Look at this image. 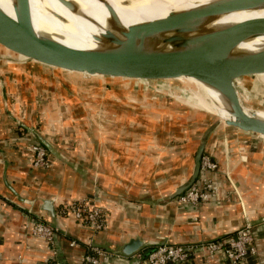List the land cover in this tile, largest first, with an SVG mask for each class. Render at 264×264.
<instances>
[{
	"label": "crops",
	"instance_id": "obj_1",
	"mask_svg": "<svg viewBox=\"0 0 264 264\" xmlns=\"http://www.w3.org/2000/svg\"><path fill=\"white\" fill-rule=\"evenodd\" d=\"M17 1L35 4V0ZM154 22L160 23V19L147 23ZM167 31L172 35L171 30ZM41 69L0 61V264L50 262L48 244L30 234L33 222L58 226L53 249L61 264H82L88 245L113 252L100 264H143L156 242L202 244L264 218V140L217 126L204 148V155L217 165V170L198 177L216 187V196L198 206L181 204L171 195L189 180L193 161L188 153L180 160L179 131L169 127L168 131L177 135H166L163 126L170 122L172 127L173 118L180 113L196 114L186 109L189 105L199 106V100L178 102L182 112L175 113L171 120L162 119L161 107L129 106L153 119H121L119 124L112 123L120 129L110 124L101 132L96 130L94 120L81 117L74 121L86 134L83 131L71 147L70 126L64 115L37 102L43 97L42 90L56 88L51 86V75L58 77ZM260 75L264 79V74ZM38 113L42 115L38 117ZM37 139L51 149L48 170L33 166L31 148ZM47 200L53 203L56 213L67 202L92 203L104 212L106 227L94 232L71 216L57 215L52 220L43 207ZM260 225L252 229L256 253L244 264H264V227ZM132 239L144 245L140 257L116 255ZM181 264H225V260L220 254L209 257L197 248Z\"/></svg>",
	"mask_w": 264,
	"mask_h": 264
},
{
	"label": "water",
	"instance_id": "obj_2",
	"mask_svg": "<svg viewBox=\"0 0 264 264\" xmlns=\"http://www.w3.org/2000/svg\"><path fill=\"white\" fill-rule=\"evenodd\" d=\"M257 3L264 5V0H214L191 8L189 11L172 13L170 18L174 20L180 17L193 21L207 13L247 10ZM19 10H24V7H20ZM108 10L112 14L109 7ZM111 16L109 26L113 35L110 34L108 38L112 40L110 42L114 45L112 48L77 50L43 38L38 46L29 50L17 43L18 39L14 37V34L3 33L5 38L0 37V61L7 64H32L35 68H42L41 70L58 76L51 75L52 87L61 88L66 84L71 86L72 91L85 82L101 83L100 81L105 82V79L134 81L141 86V83H159L188 78L215 90L230 118L227 120L219 118L222 124H212L202 133L194 155L190 178L173 192L172 198L182 196L198 179L206 140L217 126L233 128L245 134L264 138V118L255 113L259 110H249L243 106L238 91L240 87L241 90L245 89L242 84H239L244 77H259L258 75L264 74V46L255 51L242 50L240 47L244 41L264 37V21L253 22L249 26L240 25L224 31L220 30L212 36L189 39L179 44L175 43L172 47H160L154 41L160 39L156 35L160 34L161 29L163 32L167 30L163 27V23H158L154 29L136 25L127 30L123 28L116 16L113 14ZM11 23L12 21L0 11V28L5 30ZM27 37L22 34L20 38L26 42L28 40L30 44L34 43L30 37L28 39ZM149 40L152 43H148ZM64 80H67V83ZM63 89L65 91L68 88L63 87ZM154 90H156L155 87ZM200 92L203 93L201 90ZM200 98L198 97L197 100ZM41 144L46 150L51 151L46 143L41 141ZM43 207L49 212L51 219L55 220L57 213L53 203L47 200ZM263 223L264 218L260 222L247 225L257 226ZM46 224L59 231L57 225L49 222ZM163 245L168 244L156 242L152 244V247ZM95 247L102 249L99 246ZM143 247L141 240L132 239L116 255L131 258ZM106 252L113 253L110 250Z\"/></svg>",
	"mask_w": 264,
	"mask_h": 264
},
{
	"label": "bare ground",
	"instance_id": "obj_3",
	"mask_svg": "<svg viewBox=\"0 0 264 264\" xmlns=\"http://www.w3.org/2000/svg\"><path fill=\"white\" fill-rule=\"evenodd\" d=\"M185 1L187 0H60L58 3L48 4L44 0H35V4H31L17 0H0V11L12 21L5 30L0 28V37H4L3 33L14 34L18 39L17 43L29 50L38 46L43 38L77 50L98 48L104 50L114 47L110 43L112 40L108 38L110 34L113 35L109 26L113 14L127 30L136 25L154 29L158 22H147L160 19V23L163 22V27L171 30L172 35H169L167 30L163 32L161 29L160 34L156 35L160 39L155 40L154 43L160 47H172L175 43L179 44L189 39L212 36L220 30L264 21V5L257 3L247 10L207 13L202 32L185 18L178 17L172 20L168 17L172 13H179L175 8ZM195 4L200 6L206 3L195 0ZM20 7H24V10L18 11ZM22 34L30 37L34 43L30 44L28 40L26 42L20 38ZM256 39L244 41L240 47L242 50L255 51ZM148 43L152 42L149 40ZM185 80L197 86L206 98L204 101L199 96V106L196 108L189 105L190 107L223 120L230 118L215 90L195 80L189 78ZM255 113L264 118L263 114L257 111Z\"/></svg>",
	"mask_w": 264,
	"mask_h": 264
},
{
	"label": "rangeland",
	"instance_id": "obj_4",
	"mask_svg": "<svg viewBox=\"0 0 264 264\" xmlns=\"http://www.w3.org/2000/svg\"><path fill=\"white\" fill-rule=\"evenodd\" d=\"M44 1L48 4H50L51 2H60V0ZM202 1H204L205 3L210 2V0ZM194 7H197V5L195 4V0H187L175 9L177 10V12H184L189 11ZM204 20L205 15L189 22L194 24V26L199 31L203 32L204 29L202 25L204 23ZM256 42V50H258L259 48L264 46V37L257 38ZM258 76L259 77L248 76L241 79L239 84H242L245 89L241 90V87L238 85L240 87L238 91L242 104L245 108L249 110H259L264 112V79L260 78L261 75ZM100 82L101 83L85 82L82 86L75 87V92L71 90V86H68L66 84L61 86V88H68L65 91L58 89V87H56L54 91L50 89H44L41 91L44 93H42L43 97H40L42 99L37 100L39 105H43L44 107L46 106L48 108L51 107L53 110L56 109V111H60V113L66 116L62 117L64 118L65 123L67 122V126H70L68 127L69 130H67L72 139L71 141H69V145L71 147H74V142L79 141V138L83 136L84 133L86 134L84 128H82L83 130H79L74 121L77 119L79 120L81 117H85L89 120H94V123L97 126L95 127L96 130H99L101 132L109 129L108 126H110V124L112 123L119 124V120L121 119H139L142 121H149L153 119L149 116L140 114V112L132 111L129 106H137L138 104H140L141 106L155 105L163 109L162 113L164 114V116L162 117V119L166 118L171 120V118L176 115L175 113L182 112L180 111L181 109L178 108V102L197 103V98L199 96L202 97L204 101H206L203 93H201L200 90L192 83L186 80H171L159 83H141V86H139L140 83L137 84L134 83V81H124L117 79H105V82ZM154 87L156 88V90H154ZM52 91L53 94L51 95ZM46 92L48 94H45ZM191 108L192 107L186 110L189 112H195L196 114L180 113V115H178L176 119L173 118L174 122L172 123L174 125L172 127L170 126V122L164 123L163 126V133L166 135L169 132V134L172 136L177 135V133L175 134L170 130L168 131L169 127L179 131L178 151L181 161L183 159L182 154L185 153H188L189 160L193 161L202 133L208 129V126L212 124H222L219 117L211 115L209 113H203L201 111L199 112L198 110H193ZM5 112L6 115H9V111ZM39 114L40 113H38V117ZM86 127L87 130H93L92 127ZM113 127H115V129H120L115 125H113ZM135 131L138 132L137 129H135ZM106 136L111 138L109 135ZM186 136L189 137L188 141L186 140ZM38 140L39 139L35 141V144L41 145L46 150V148ZM259 140H264V138H259ZM46 152L48 157L50 152L48 150H46ZM48 162V167L37 169L48 170L50 168L49 159ZM92 206L95 207L94 204H92ZM102 215L105 228V215L103 211ZM103 230L104 229H102L101 231Z\"/></svg>",
	"mask_w": 264,
	"mask_h": 264
},
{
	"label": "built area",
	"instance_id": "obj_5",
	"mask_svg": "<svg viewBox=\"0 0 264 264\" xmlns=\"http://www.w3.org/2000/svg\"><path fill=\"white\" fill-rule=\"evenodd\" d=\"M34 168H45L49 166L46 150L38 144L32 146ZM217 170V165L206 155H203L200 162V174ZM198 180V181H197ZM177 198L181 204L198 206L215 198L217 189L207 179L200 178ZM57 215L60 217H73L81 226L89 227L94 232L104 229L102 211L88 202L71 201L61 204ZM260 226H264V223ZM255 226L246 225L244 228L235 231L219 240H214L196 245H163L152 248L143 259V264H181L187 261L193 251L202 249L207 256L212 257L220 254L225 264H244L245 261L256 253L254 246L253 230ZM58 231L46 223L33 222L31 235L44 240L50 249L51 260L47 264H61L56 259L54 251L55 235ZM112 253L103 249L88 245L87 253L81 259L82 264H100ZM140 257V254L137 255ZM142 257V255H141Z\"/></svg>",
	"mask_w": 264,
	"mask_h": 264
}]
</instances>
